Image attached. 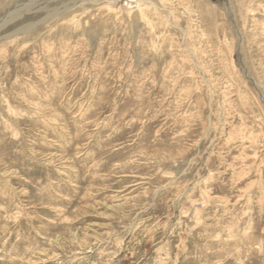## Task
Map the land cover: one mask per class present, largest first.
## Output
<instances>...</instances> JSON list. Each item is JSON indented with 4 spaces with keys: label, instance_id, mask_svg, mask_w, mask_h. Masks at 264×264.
Masks as SVG:
<instances>
[{
    "label": "rangeland",
    "instance_id": "obj_1",
    "mask_svg": "<svg viewBox=\"0 0 264 264\" xmlns=\"http://www.w3.org/2000/svg\"><path fill=\"white\" fill-rule=\"evenodd\" d=\"M4 18L0 264H264V0Z\"/></svg>",
    "mask_w": 264,
    "mask_h": 264
},
{
    "label": "bare ground",
    "instance_id": "obj_2",
    "mask_svg": "<svg viewBox=\"0 0 264 264\" xmlns=\"http://www.w3.org/2000/svg\"><path fill=\"white\" fill-rule=\"evenodd\" d=\"M93 1H95V0H92V2ZM97 1V0H96ZM98 1H100V0H98ZM116 1V3H117V0H115ZM75 7V6H74ZM69 10V9H68ZM19 12V8L16 10V12H15V14H17ZM13 15H14V12L12 13V17H13ZM7 17V16H6ZM53 19V18H52ZM46 20V19H45ZM8 19H3L1 22H0V29L1 28H3L4 26H6V24H8ZM196 183V182H195Z\"/></svg>",
    "mask_w": 264,
    "mask_h": 264
}]
</instances>
